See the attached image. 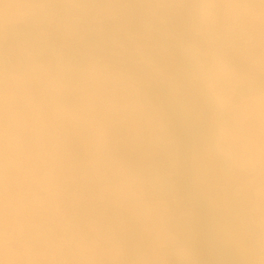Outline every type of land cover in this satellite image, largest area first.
Returning <instances> with one entry per match:
<instances>
[{"label":"crops","instance_id":"crops-1","mask_svg":"<svg viewBox=\"0 0 264 264\" xmlns=\"http://www.w3.org/2000/svg\"><path fill=\"white\" fill-rule=\"evenodd\" d=\"M207 1L223 19L204 30L264 21V0ZM43 2L0 0V36ZM139 62L118 45L104 54L62 43L22 69L0 68V264H207L191 211L162 189L166 111ZM248 71L230 78L264 74ZM231 117L264 165V90Z\"/></svg>","mask_w":264,"mask_h":264},{"label":"rangeland","instance_id":"rangeland-1","mask_svg":"<svg viewBox=\"0 0 264 264\" xmlns=\"http://www.w3.org/2000/svg\"><path fill=\"white\" fill-rule=\"evenodd\" d=\"M207 0H45L42 9L34 15L20 30L6 32L0 36V68L22 69L30 62L46 56H54L62 43H75L82 48H94L84 42L91 33L100 37L105 45V36H112L119 50L144 65L154 81L157 72L166 70L157 66V48L148 38L134 32H124L119 24L131 21L135 14H141L156 26H168L172 21H183L184 11L190 3L196 6L202 21L200 30L189 32L184 38L186 54L194 61L196 77L205 89L218 102L217 119L220 130L210 139V148L217 157L226 161L222 179L231 188V204L244 221L253 228L256 250L264 262V165L254 160L249 151L248 135L236 129L232 121V111L240 107L245 97L264 90V74L252 83L237 86L230 74L248 69H231L219 61L215 46L205 37L210 30H204L206 24L222 21L218 5L209 6ZM208 8V11L205 9ZM222 18V19H221ZM223 23V22H222ZM178 28V26H177ZM199 31V32H197ZM121 37V39H120ZM110 54L111 51H101ZM251 72V71H250ZM153 88L156 89L153 82ZM223 95H226L225 97ZM198 101L190 103L195 113L200 109ZM160 104L166 111V136L170 150L169 172L162 178L164 193L174 202L189 208L192 214V231L197 237L202 260L210 264L207 258L208 246L203 237L199 213L188 205L185 193L188 187L187 163L179 144L178 127L172 117L163 96ZM247 121V119H245ZM228 126L231 128L229 129Z\"/></svg>","mask_w":264,"mask_h":264},{"label":"water","instance_id":"water-1","mask_svg":"<svg viewBox=\"0 0 264 264\" xmlns=\"http://www.w3.org/2000/svg\"><path fill=\"white\" fill-rule=\"evenodd\" d=\"M196 24L195 15L187 23L179 25V30H164L141 14H135L131 21L116 27L123 28L124 32L146 36L159 50L154 61L166 71L157 72L154 83L178 127L179 144L188 170V177L185 179L188 190L185 198L188 205L199 213L203 237L208 246L209 263L249 264L246 254L248 252L251 261L264 264L254 245L253 228L233 209L231 188L221 177L226 161L217 157L210 148L209 139L220 125L216 117L218 102L197 79L196 66L186 54L183 41L184 34L194 31ZM88 36L84 39L86 43H89ZM164 57L170 59L165 61ZM193 101L206 105L197 116H194L193 109L190 108ZM201 161L210 162L217 175L213 181L221 185L220 189L206 191L200 183Z\"/></svg>","mask_w":264,"mask_h":264},{"label":"built area","instance_id":"built-area-1","mask_svg":"<svg viewBox=\"0 0 264 264\" xmlns=\"http://www.w3.org/2000/svg\"><path fill=\"white\" fill-rule=\"evenodd\" d=\"M205 38L227 67L264 73V21L233 20L211 29Z\"/></svg>","mask_w":264,"mask_h":264},{"label":"flooded vegetation","instance_id":"flooded-vegetation-1","mask_svg":"<svg viewBox=\"0 0 264 264\" xmlns=\"http://www.w3.org/2000/svg\"><path fill=\"white\" fill-rule=\"evenodd\" d=\"M192 4L193 3H190L189 7L183 13V16L185 17L184 22H188L191 18H193L196 15V6H194ZM181 22H183V21L174 20L168 26L160 25L159 27L162 28V29H164V30H172V29H175V28H176V30H179L177 28V26H179V24ZM88 41L90 42V45H92L98 51H104L105 50V51H111V53H112L113 50H114V47H115V45L112 42V36L109 37L108 34L105 36V42H106L105 45L103 44V41L100 39V37L98 35H96V34H93V33H91L88 36ZM158 53H159V50L157 51V55H158ZM164 59H165V61H168L170 58L169 57H166V58L164 57ZM197 103L200 105V109L203 110V109L206 108V105L205 104L203 105V104H201L199 102H197ZM190 107H191V105H190ZM200 109L195 111L194 116H197L198 115ZM213 136H214V134L210 137V139ZM210 139H209V142H210Z\"/></svg>","mask_w":264,"mask_h":264},{"label":"bare ground","instance_id":"bare-ground-1","mask_svg":"<svg viewBox=\"0 0 264 264\" xmlns=\"http://www.w3.org/2000/svg\"><path fill=\"white\" fill-rule=\"evenodd\" d=\"M149 41L152 42L151 39ZM199 166H200V170H199L200 183L205 187L206 191L213 192L216 191L217 189H220L221 185H218L217 182L213 181L214 177H216L217 175L214 173L213 167L210 164V162L201 161ZM246 254L248 256L247 262H249V264H257L255 263V261H251L252 258H250L248 252H246Z\"/></svg>","mask_w":264,"mask_h":264}]
</instances>
